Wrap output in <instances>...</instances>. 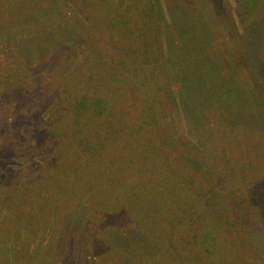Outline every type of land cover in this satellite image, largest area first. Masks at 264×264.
Returning a JSON list of instances; mask_svg holds the SVG:
<instances>
[{"label":"rangeland","instance_id":"1","mask_svg":"<svg viewBox=\"0 0 264 264\" xmlns=\"http://www.w3.org/2000/svg\"><path fill=\"white\" fill-rule=\"evenodd\" d=\"M0 128V264H264V0H0Z\"/></svg>","mask_w":264,"mask_h":264},{"label":"trees","instance_id":"2","mask_svg":"<svg viewBox=\"0 0 264 264\" xmlns=\"http://www.w3.org/2000/svg\"><path fill=\"white\" fill-rule=\"evenodd\" d=\"M138 9L137 8H133L132 9V11L131 10H129V9H127V12L126 13H124V14H122L121 13V17H119L120 19H121V21L123 22V31L127 34L126 35V37L127 38H129L130 40H131V38L133 37V31L134 30H139L140 31V33H139V36H140V38L141 39H143L146 35L144 34V28H143V24H144V22L142 23V25L140 24V26L139 27H134V28H132L131 26H130V23H129V21H128V19H130L129 18V16H130V14L132 13V12H135V13H138ZM95 21V20H94ZM135 24V26L137 25L136 23H134ZM133 50H134V48H133ZM245 61H246V59H245ZM247 62V61H246ZM248 67V66H247ZM247 70H248V74H249V69L247 68ZM262 79V77H260L259 79H257V80H261ZM259 85H261V84H259ZM3 128H0V132H1V130H2ZM87 131L88 130H86L85 129V131L84 130H82V134H83V137H82V140H80V141H78V144H79V146L81 147V142H82V144L84 145V146H88L89 144H88V141H89V138H87ZM0 136H4V134H0ZM70 138L69 139H67L66 140V143L68 142H71L72 140H73V138L74 137H77V134L76 133H70ZM87 140V141H86ZM70 147H71V144H70ZM97 151H99L98 149H96L95 150V152H97ZM79 159H81V158H79ZM83 163H81V161H78V165H82ZM181 165H182V163H180ZM179 163L177 164L179 167H181V165H180ZM48 172V171H47ZM48 174V173H47ZM92 175H94L93 176V179H95V178H97V180H100L101 181V179L103 178V177H100V176H97V175H95V174H92ZM91 203H95V204H97V202L94 200V199H92V202ZM99 204V203H98ZM16 217V216H15ZM19 217L17 216V219H13V220H11V222H10V230H9V234H11V233H13V232H20V231H23L22 229H23V227L21 226V221L19 222ZM6 220V219H5ZM7 222V221H6ZM16 236H17V234H16ZM11 237L13 238V235H11ZM28 243V242H27ZM15 253L17 254V252H16V249H15ZM3 254V253H2ZM32 257H37V256H39V253H36V254H34V255H31ZM19 257H20V254H18V258H17V256H16V258H15V261H11V258L9 257V255L6 257V258H3L2 259V261H1V263L2 264H25V262H23L21 259H19ZM30 262V261H29ZM28 264H31V262L30 263H28Z\"/></svg>","mask_w":264,"mask_h":264}]
</instances>
